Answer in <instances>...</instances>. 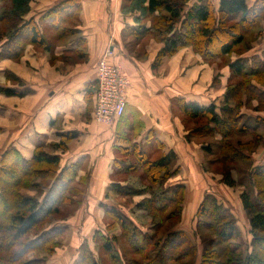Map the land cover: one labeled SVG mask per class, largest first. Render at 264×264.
Listing matches in <instances>:
<instances>
[{"label": "trees", "instance_id": "1", "mask_svg": "<svg viewBox=\"0 0 264 264\" xmlns=\"http://www.w3.org/2000/svg\"><path fill=\"white\" fill-rule=\"evenodd\" d=\"M30 1L32 0H0V5L10 3L9 7L0 14V60L19 61L28 47L49 52L52 45L78 34L75 21L79 13V0L59 1L38 18L31 17L26 20L22 12L28 11L27 4ZM189 2L190 0H125L123 2L121 8L123 15L134 12L140 14L136 19V28L126 29L128 34L135 40L151 36L153 40L162 44L154 66L164 58L172 57L188 47L205 61L231 55L238 46L246 43L250 32L264 19L263 2L248 7L246 0H219L217 8L214 7L212 0H198L191 6ZM147 21H149L148 27H146ZM218 21L235 22V24L229 29H223L218 27ZM214 45L217 46L214 48ZM260 53L263 54L262 59L248 56L249 61L252 59L251 64L242 58L229 62L230 84L224 93L222 107L179 103L183 118L181 123L186 131V142L198 144L202 154L210 157L213 155V144L209 140L214 144L218 142L220 159L228 167L233 166L234 163L250 165L249 184L247 190L241 194L240 200L249 221L252 251L244 259L238 257L233 260L229 242L237 236L234 215L229 209L220 205L213 195L207 193L195 211V216L199 219L197 230L198 233L201 231L216 233L218 251H203L199 264H264V162L252 166L250 157L260 141L258 133L264 131V119L255 115L252 125L243 123L244 103L238 102L235 108L231 105L237 97L246 94L257 99L258 105L254 109L257 112L254 113H259V102L264 100V48L257 54ZM74 55L78 56L77 53ZM6 79L22 86V81L16 77L11 79L9 74H6ZM214 80L213 83H217ZM232 80L236 82L231 83ZM0 93L5 96H24L14 89L0 88ZM125 110L118 121L123 120ZM124 127L131 128L128 124H124ZM76 135L74 132L68 133L62 136L59 144L49 145V148L64 149L65 143ZM245 135H251V139L235 143L238 137ZM128 138L126 132L117 130V141L130 143ZM206 139L208 141L204 142ZM117 152L114 169L110 174L112 190L127 196L144 197L137 208L148 214L154 230L159 231L158 233L163 229L166 221L177 222L182 211L180 206L183 202L184 187L165 186L166 182L176 174V171L172 170L175 155L162 154L160 159L151 160L148 154L136 145L119 148ZM218 162V159L214 161L208 159L204 162L206 170L209 166L214 167L213 165ZM80 170V163L60 166V157L46 153L43 147L36 148L28 160L14 149L2 155L0 264H41L40 261L43 259L29 256L40 252L47 255L53 253L57 247L53 243L54 238L63 232L61 233V228L47 230L45 225L50 218L59 215L60 207L81 204L86 180L79 175ZM216 172L217 168L214 169V173ZM133 173H140V177L145 180L142 190L134 192L119 190L118 184L123 183L120 181L123 179L122 176ZM223 176L224 184L232 187L234 182L229 173ZM26 189L35 192L45 189V193L41 194L42 198L39 201L37 198L25 196L23 192ZM105 214L118 223L134 254L141 256L145 251H153L152 237L147 238V234L121 212L106 210ZM165 235L167 236L163 238L159 260H152L150 255H145L144 264H175L193 253L190 251V241L183 232L173 229ZM103 248L108 252L107 254H110L106 240L103 241Z\"/></svg>", "mask_w": 264, "mask_h": 264}, {"label": "crops", "instance_id": "2", "mask_svg": "<svg viewBox=\"0 0 264 264\" xmlns=\"http://www.w3.org/2000/svg\"><path fill=\"white\" fill-rule=\"evenodd\" d=\"M59 1L62 0H47L49 5L35 10L30 17L38 18ZM79 1L76 36L52 43L49 52L28 47L17 63L2 61L1 80L7 72L24 83L22 88L4 87L24 96L0 95V154L14 149L28 160L36 148L43 147L48 154L60 157L62 167L80 163L79 175L86 180L84 189L90 188V201H96L105 197L111 184L110 174L119 148L136 145L143 150L149 148L153 155L152 148L159 145L161 154L172 153L176 157L172 167L176 174L166 185L183 186L182 205L190 207L186 212L195 214L207 194L200 193L198 185V170L204 157L201 147L186 142L179 103L216 107L222 103L218 86L212 84L214 68L190 48L154 66L162 44L148 36L135 40L126 30L136 28L137 12L123 15L122 0ZM197 1L190 0L189 6ZM261 2L264 5V0H246L248 7ZM212 3L217 8L219 0ZM107 49L129 83L123 120L109 127L92 120L95 67ZM252 114V118L259 115L264 119L262 113ZM124 124L131 128L126 129ZM118 129L126 132L130 143L116 140ZM72 132L77 135L65 143L64 149L49 148ZM253 159L255 164L264 162Z\"/></svg>", "mask_w": 264, "mask_h": 264}, {"label": "rangeland", "instance_id": "3", "mask_svg": "<svg viewBox=\"0 0 264 264\" xmlns=\"http://www.w3.org/2000/svg\"><path fill=\"white\" fill-rule=\"evenodd\" d=\"M9 5L10 3L0 5V14H2L3 10L8 8ZM27 5L28 11L22 12V14H24L23 17L26 20L28 18H31L30 16L35 12V10L40 9V7L43 6L46 7V5H49V3L47 2V0H32ZM142 21L145 22L146 20ZM234 24L235 22H217L218 27L223 29H229L230 26ZM50 38L52 37L50 36ZM52 43L54 42L52 41ZM215 46L217 45H214L213 47L215 48ZM262 48H264V19L261 21L260 25H258L257 28L250 32L249 36L246 38V43H244V45L238 46L234 50L235 53H232L231 55L225 57L217 58V60L212 61H205L204 59H202L207 64L210 63V66L214 68V70L211 69L213 74L212 80L215 79L214 81H217V83L215 84L218 86L219 90L218 97H224V93L228 85L230 84L229 79L231 77V71L228 66L229 62L237 60L239 58L249 61V55L252 56L253 59H262L263 54H257L262 50ZM251 60L252 59H250L249 64H251ZM2 61L4 60H0V65L2 64ZM19 61L10 62L17 63ZM6 74H9L11 79L15 77L7 72L3 77L4 80H1L2 76H0V88L7 89V87H4L7 85L22 88L24 83H22V86H18L17 84L12 82V80L6 79ZM234 82H236V80L231 81V83ZM2 83L4 85H2ZM212 84H214L213 81ZM27 94L30 93L27 92ZM0 95L2 94L0 93ZM238 102L242 104L244 103L243 111H247L246 114L244 112L242 122L247 123L248 125H252L254 120L252 118V113L257 112L254 111L255 107H257L258 105L257 99L248 97L246 94H242L237 97L236 100L231 102V105H233V107L235 108ZM259 103L261 111L259 110L258 112L264 115V100L260 101ZM222 105H224L223 102H218L217 107H222ZM180 118L183 120L181 115ZM258 134L260 136V141L253 149L250 156L252 166H254L255 164L253 158H255L256 160L264 159L262 157L264 156V131H261ZM250 139L251 135H245L242 137H238L235 140V143H242ZM207 141V139L204 140V142ZM209 141H211L210 143L213 144V155L210 157L203 154L204 158L198 170V173L200 175L199 180L201 183H199V180L197 179L198 181H196V184L199 183L198 185L200 186V193H209L213 195L220 205H222L226 209H229L234 215L237 236L234 238V240L229 242L232 247L231 257L233 258V260H236L238 257L244 259L252 251V237L249 234V221L242 207L240 196L247 190L246 187L249 184L248 172L250 170V165L248 163H234L233 166L228 167L223 162V160L220 159L221 153L218 152L217 149V145L219 143L216 142L217 144H214L212 140ZM152 144L155 145V142H152ZM192 144L198 146V144ZM152 149H154L155 151L153 155L150 154L149 148H146L147 151H144L148 154L151 160L160 159V157H162V154L159 150H156L157 146L153 147ZM252 156L254 157L252 158ZM1 157L2 155L0 154V161ZM208 159H212L213 161L214 159H218L219 162L216 165H213L214 167L212 168L209 166V168H207V172L204 162ZM260 162L256 163L255 165H258ZM215 168H217L216 173H214ZM227 172L229 173L231 180L234 182V185L232 187L224 184L225 177L223 176V174ZM140 175V173H133L132 175L128 174V176H122L123 179H120V181L123 183L118 184V189H124L129 192L142 190L143 185H145L146 182L140 177ZM187 175H189V172H186V176ZM165 186L167 185L165 184ZM87 189L88 188L85 187V197L83 195L84 198H82L83 201L80 205L75 206L71 204L60 207L59 215L50 218V221L45 225L47 230L61 228V233L63 232L62 234L54 238L53 243H55L57 247L54 249L53 253L47 255L40 252L34 253L29 257L35 256L39 257V259H43L40 261L41 264H144L143 259L145 255H150L152 260H159L163 238L167 236L165 235L167 232L173 229L183 232L188 237L191 244L190 251L193 252L191 255H189V257L175 264H199L203 251H218V246L216 245L218 238L216 233L203 231H201V233H198L197 225L199 219L193 212V214L186 212V209L190 208L188 206L181 205L180 207L183 212L181 211V214H179L178 221L175 223L172 222V220L166 221L163 229L160 231V233H158L159 231L156 232L154 230L152 221L149 218L148 214L145 211L137 208V205L143 200L144 197L118 194L112 190V187L109 186L108 188H106L105 197L96 199V201H90V188L88 190ZM23 193L25 196L37 198L40 201V198H42L41 194L45 193V189L39 192H35L32 189H26ZM106 210L121 212L141 231L147 234V238L152 237L154 247H152L151 249L153 251H145L141 254V256L134 254L132 247L122 233L118 223L113 220L111 216L105 214ZM57 231L60 232L59 229H57ZM38 238H40V236ZM104 240H106L109 244L110 254H107L108 252H106V250L103 248ZM185 248L186 247L184 246L183 249Z\"/></svg>", "mask_w": 264, "mask_h": 264}, {"label": "built area", "instance_id": "4", "mask_svg": "<svg viewBox=\"0 0 264 264\" xmlns=\"http://www.w3.org/2000/svg\"><path fill=\"white\" fill-rule=\"evenodd\" d=\"M106 50L95 67V92L92 120L109 127L122 117L126 105L128 79L121 66Z\"/></svg>", "mask_w": 264, "mask_h": 264}]
</instances>
